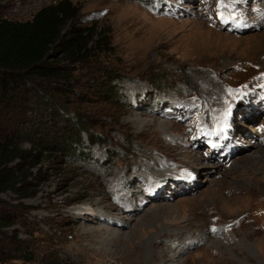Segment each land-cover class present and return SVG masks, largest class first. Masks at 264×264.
<instances>
[{"label":"rangeland","instance_id":"1","mask_svg":"<svg viewBox=\"0 0 264 264\" xmlns=\"http://www.w3.org/2000/svg\"><path fill=\"white\" fill-rule=\"evenodd\" d=\"M55 1L0 0V18ZM70 1L110 50L0 110V140L36 152L23 195L0 194V264H264V0L240 27L216 0Z\"/></svg>","mask_w":264,"mask_h":264},{"label":"trees","instance_id":"2","mask_svg":"<svg viewBox=\"0 0 264 264\" xmlns=\"http://www.w3.org/2000/svg\"><path fill=\"white\" fill-rule=\"evenodd\" d=\"M79 16L80 8L70 0H56L29 21L0 18L1 111L9 110L17 99L34 96L38 80L69 82L61 63L78 67L110 50L109 36L98 32L96 24L81 26ZM33 151L0 140V194L23 195L27 177L20 167L36 157Z\"/></svg>","mask_w":264,"mask_h":264},{"label":"snow or ice","instance_id":"3","mask_svg":"<svg viewBox=\"0 0 264 264\" xmlns=\"http://www.w3.org/2000/svg\"><path fill=\"white\" fill-rule=\"evenodd\" d=\"M242 2V0H216L217 3V16L220 22L224 25L232 23L236 27L246 26L242 25V22L236 19L237 13L235 9ZM232 115V105H229L225 109L220 117V123L217 125L213 134L222 133L227 127H229L228 121ZM215 231V229H212Z\"/></svg>","mask_w":264,"mask_h":264},{"label":"bare ground","instance_id":"4","mask_svg":"<svg viewBox=\"0 0 264 264\" xmlns=\"http://www.w3.org/2000/svg\"><path fill=\"white\" fill-rule=\"evenodd\" d=\"M207 86V85H206ZM209 89V88H208ZM229 121H231L230 119H229ZM228 121V124L229 125H232V123L231 122H229ZM258 149H260V148H258ZM264 151V150H263ZM261 152V151H260ZM259 152H255L254 154H258ZM262 153V152H261ZM260 153V155H261V160L259 161V162H257V164L260 166V165H263L264 166V155L263 154H261ZM255 160V159H254ZM252 162H253V160H251ZM251 162V163H252ZM264 168V167H263ZM78 210H80V211H78L76 214H77V216H93L94 214H95V212L93 211V209H91L90 207L89 208H82V209H78ZM96 215V214H95ZM125 217H126V215H125ZM97 220H99V219H97ZM139 222V221H138ZM133 231V230H132ZM111 241V240H110ZM113 242V241H112ZM114 243V242H113Z\"/></svg>","mask_w":264,"mask_h":264}]
</instances>
